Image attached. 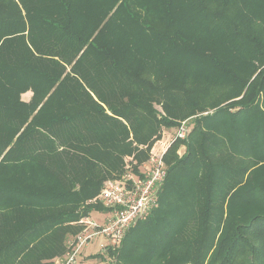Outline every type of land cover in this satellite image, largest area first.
<instances>
[{
	"label": "trees",
	"instance_id": "16d2710c",
	"mask_svg": "<svg viewBox=\"0 0 264 264\" xmlns=\"http://www.w3.org/2000/svg\"><path fill=\"white\" fill-rule=\"evenodd\" d=\"M179 109L191 130L163 155L157 206L92 256L264 264V0H0V264L56 257L62 224L107 212L88 200Z\"/></svg>",
	"mask_w": 264,
	"mask_h": 264
},
{
	"label": "built area",
	"instance_id": "2783aa9c",
	"mask_svg": "<svg viewBox=\"0 0 264 264\" xmlns=\"http://www.w3.org/2000/svg\"><path fill=\"white\" fill-rule=\"evenodd\" d=\"M187 127L185 123L181 124L174 139L184 138ZM165 151L166 148L151 150L147 160L140 164L138 172L128 168L118 179L104 181L98 197L103 206L108 208L109 214L102 225L91 220L92 224L85 226L73 239L61 264H81V251L98 235L105 241L99 245L98 253L107 254L109 249L114 250L120 244L131 226L148 216L158 204L157 193L166 175L163 160Z\"/></svg>",
	"mask_w": 264,
	"mask_h": 264
},
{
	"label": "rangeland",
	"instance_id": "374dc122",
	"mask_svg": "<svg viewBox=\"0 0 264 264\" xmlns=\"http://www.w3.org/2000/svg\"><path fill=\"white\" fill-rule=\"evenodd\" d=\"M192 77L193 76H185L184 79H185L186 83H190V79ZM173 78H174V76H173ZM218 79H220V76L217 73H215L213 71H206V73H203L202 78L200 77L199 79H196V80L198 81V83L200 85L203 86V85L209 84L213 81H216ZM25 93H29L30 97H31L32 92L30 90H28L22 94V99L25 101H28L30 98L27 99V97L24 95ZM227 94L230 96V95L235 94V92L228 90ZM93 98L95 99L96 97H93ZM102 98L106 99V97H102ZM108 98L110 99L111 97H108ZM214 98L215 97H198L197 103H201V105L203 107H206V110H204V112H201L199 114H207V113H210L213 111L214 108L212 109L211 107H208L207 104L212 99L214 100ZM226 98H230V97H226ZM235 98L236 97L228 99L226 102H228L229 100H233ZM163 106H164V104H162V102H161L159 104H155L154 108L156 110H158L159 112L165 114L166 112H165ZM102 107L106 110V105L104 103H103ZM106 112H107V114H110V112L108 110H106ZM187 113H188V109L176 110L175 112L171 113L170 117H172L178 121L177 125H173L172 127H166V126L160 125V127H158V130L156 133L148 135L149 140L146 143H143V144L142 143L141 144L133 143V146L136 147V149H138V150H134L132 152L124 153L121 156L120 168L115 172H111V175L109 177H107L106 180L118 179L124 173V171L126 169H128V168L130 169V168H133L134 166H136L137 162H138V157H139V155H137V154H139L141 151L144 154H146V153L149 154L151 152V150H158V149H165V148H166V150H168V148L174 142L175 133L181 124L185 123L188 126L187 127L188 132L191 130V125L188 124L191 121L190 120L191 117L190 116L185 117V115H187ZM121 121L123 124H126V125L128 124L126 122V120H124V119H122ZM188 132H187V134H188ZM129 136L132 137V135H129ZM184 138H181V139H184ZM184 151H185V144L181 143L179 146H177L175 153H176V155L180 156V155H182V153ZM88 202L103 205L100 202L98 195L89 199ZM2 209H4V208H2ZM76 209H78V208H76ZM108 214H109L108 211L106 212L105 210H97V211L92 212L91 217H90L91 219L86 215V216H83V217H81L75 221L63 223L62 226H64V228H62V230H63L62 232H63L64 236H63V240H62L61 245H62V250H63V248H65L64 251L62 252V250H60V252H58L56 254V257H54V258L42 259L41 260L42 263H44L46 261L47 264H55V261H58L56 264H61V262L63 261V255L66 253V251H68L70 244L72 243L73 239L81 233V231L85 228V226H90L92 224V221L94 223L102 225V223L104 222V220ZM27 215H28L27 211H25V212L18 211L17 217H18V219H22ZM32 216H34L33 212L29 211V217H32ZM89 221H90V224H88ZM67 226H71V227H67ZM55 227H58V225ZM78 228L81 229L79 232H77ZM50 232H51V230L49 229L47 232H44L41 237L47 238V235L50 234ZM46 242H47V240H46ZM102 242H105L104 238L102 236H100V235L95 236L90 241V243L87 245V247H85L81 251V255L86 257L87 260L89 258V260H91L93 264H108L107 262H111L110 264H112L111 259L106 258V259H104L105 261H101L100 257H93L92 256V255H95L96 253H98L100 251L99 245ZM34 243H35V241L31 242L29 248H31ZM36 245H38L37 242L34 244V247ZM27 250L28 249H26V252H27ZM21 254H23V253H21ZM21 254L16 259H14V264H20V263L24 264V261L21 259L22 258ZM90 254H91V256L89 257ZM82 256H80L81 264L85 263V262H83L84 258ZM3 259H8V258H6L5 256H3V258H2V256H0V261H3ZM91 261L90 262L86 261L85 264H90Z\"/></svg>",
	"mask_w": 264,
	"mask_h": 264
},
{
	"label": "crops",
	"instance_id": "0c3cea01",
	"mask_svg": "<svg viewBox=\"0 0 264 264\" xmlns=\"http://www.w3.org/2000/svg\"><path fill=\"white\" fill-rule=\"evenodd\" d=\"M24 95L27 97V99L30 98V94H29V93H25ZM90 256H91V254L89 255V257H90ZM83 258H84L83 262H85V263H86V261H88V262L91 261V260H89V258H88V260H87L86 257H84V256H83ZM83 258H82V259H83ZM85 263H83V264H85ZM90 264H93L92 261H91Z\"/></svg>",
	"mask_w": 264,
	"mask_h": 264
}]
</instances>
